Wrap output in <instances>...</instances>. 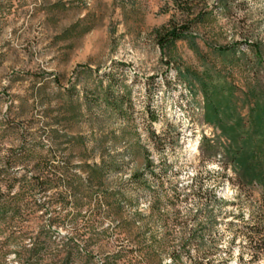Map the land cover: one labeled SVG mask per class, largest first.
<instances>
[{
  "label": "rangeland",
  "instance_id": "374dc122",
  "mask_svg": "<svg viewBox=\"0 0 264 264\" xmlns=\"http://www.w3.org/2000/svg\"><path fill=\"white\" fill-rule=\"evenodd\" d=\"M190 20V38L159 48ZM201 55L247 123L264 0H0V193L18 201L0 218V264L32 244L35 264L262 263L236 234L264 218L261 188L199 150L226 143L182 76Z\"/></svg>",
  "mask_w": 264,
  "mask_h": 264
},
{
  "label": "trees",
  "instance_id": "16d2710c",
  "mask_svg": "<svg viewBox=\"0 0 264 264\" xmlns=\"http://www.w3.org/2000/svg\"><path fill=\"white\" fill-rule=\"evenodd\" d=\"M193 21L171 24L164 29L156 39L159 48L164 49L178 40L190 38ZM211 49L223 60L229 59L230 55L237 52V50L226 46H217ZM252 49L256 57L259 58V48ZM203 58L201 55L200 59L204 69L199 75L186 72L182 76L186 79L187 85L192 87L196 84L200 88L203 99L202 120L217 128L219 135L224 138L226 143L212 144L209 139L203 136L199 142V150L208 159L220 156L224 164L230 166L241 185L260 187L264 206V92L258 93L261 100L256 99L253 102L248 112L247 123H245L236 104L235 92L238 88L232 82L227 81L219 71L205 66ZM1 195L0 193V218L5 216L6 206L13 207V214L14 210L18 209L15 207L18 202L17 198L4 200V196ZM213 200L221 201L215 195ZM236 234L240 235L244 241V247L249 251V261H262L261 264H264V218L257 222H244L239 226ZM185 245L186 243H184ZM195 248H198V244ZM40 250L38 244H32L27 249V257L18 264H35L33 259ZM186 253L188 254L190 251L188 250ZM172 257L174 260L179 257V251L173 252Z\"/></svg>",
  "mask_w": 264,
  "mask_h": 264
}]
</instances>
